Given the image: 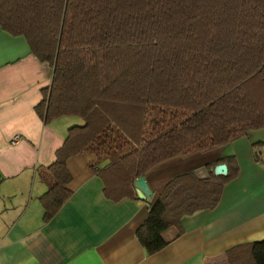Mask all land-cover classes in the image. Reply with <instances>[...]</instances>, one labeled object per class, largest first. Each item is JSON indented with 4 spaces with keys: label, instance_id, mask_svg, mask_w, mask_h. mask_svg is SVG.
<instances>
[{
    "label": "trees",
    "instance_id": "trees-1",
    "mask_svg": "<svg viewBox=\"0 0 264 264\" xmlns=\"http://www.w3.org/2000/svg\"><path fill=\"white\" fill-rule=\"evenodd\" d=\"M0 27L24 37L53 69L37 114L84 122L69 130L41 197L49 223L73 192L70 159L91 169L114 203L140 200L135 182L179 157L221 149L264 129V0H0ZM262 151L264 142L252 145ZM227 165L228 174H215ZM173 178L137 231L148 255L214 210L239 178L230 156ZM229 264H264V241L228 252Z\"/></svg>",
    "mask_w": 264,
    "mask_h": 264
},
{
    "label": "crops",
    "instance_id": "crops-1",
    "mask_svg": "<svg viewBox=\"0 0 264 264\" xmlns=\"http://www.w3.org/2000/svg\"><path fill=\"white\" fill-rule=\"evenodd\" d=\"M52 75L24 37L0 27V264H229L230 250L264 241V167L256 162L248 136L156 167L145 177L152 193L146 200L114 203L91 169L94 159L72 158L73 194L45 223L40 199L49 190L48 169L71 129L63 120L69 117L45 124L37 114ZM230 156L237 158L240 174L225 187L217 208L185 218L184 233L177 238L168 231L169 245L148 255L137 231L150 204L176 176L194 172L207 178L210 164Z\"/></svg>",
    "mask_w": 264,
    "mask_h": 264
},
{
    "label": "water",
    "instance_id": "water-1",
    "mask_svg": "<svg viewBox=\"0 0 264 264\" xmlns=\"http://www.w3.org/2000/svg\"><path fill=\"white\" fill-rule=\"evenodd\" d=\"M262 152L256 153V156L261 155ZM215 174L220 176H225L228 174V167L227 165H219L215 169ZM135 187L137 190V193L141 200H146L147 198H150L152 196V193L149 190L147 180L145 177L139 178L135 182Z\"/></svg>",
    "mask_w": 264,
    "mask_h": 264
},
{
    "label": "rangeland",
    "instance_id": "rangeland-1",
    "mask_svg": "<svg viewBox=\"0 0 264 264\" xmlns=\"http://www.w3.org/2000/svg\"><path fill=\"white\" fill-rule=\"evenodd\" d=\"M63 120H67L65 122H71V127L76 125V122L74 120H79L80 122H84L81 118L78 117H69L68 119H63ZM250 141L251 145H254L255 143H259V142H264V129H260V130H256L253 131L252 133H250V135H248V138H246ZM240 142V140H239ZM239 147H241L242 149L244 148V146L242 145V143H239ZM262 152V151H260ZM258 152V153H260ZM259 156H256L255 153V158H259ZM263 162H259V164H261Z\"/></svg>",
    "mask_w": 264,
    "mask_h": 264
},
{
    "label": "built area",
    "instance_id": "built-area-1",
    "mask_svg": "<svg viewBox=\"0 0 264 264\" xmlns=\"http://www.w3.org/2000/svg\"><path fill=\"white\" fill-rule=\"evenodd\" d=\"M18 138L16 137L13 144H16L18 142Z\"/></svg>",
    "mask_w": 264,
    "mask_h": 264
}]
</instances>
